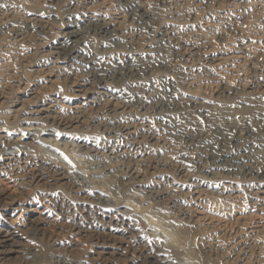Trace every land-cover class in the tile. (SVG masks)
<instances>
[{"label": "rangeland", "instance_id": "rangeland-1", "mask_svg": "<svg viewBox=\"0 0 264 264\" xmlns=\"http://www.w3.org/2000/svg\"><path fill=\"white\" fill-rule=\"evenodd\" d=\"M225 133L264 155V0H0V264H264Z\"/></svg>", "mask_w": 264, "mask_h": 264}, {"label": "bare ground", "instance_id": "bare-ground-1", "mask_svg": "<svg viewBox=\"0 0 264 264\" xmlns=\"http://www.w3.org/2000/svg\"><path fill=\"white\" fill-rule=\"evenodd\" d=\"M95 18V17H94ZM89 19V18H88ZM110 20H112V19H110ZM92 21V20H91ZM90 21V22H91ZM97 21H98V27H100V28H109L110 26H111V23H108V22H105V21H102V19H97ZM114 21V20H113ZM87 22V21H86ZM144 22L146 23V20H144ZM88 23V22H87ZM114 24H116V22H113ZM114 24H112V25H114ZM118 27V26H117ZM150 28V27H149ZM113 29V28H112ZM24 30H26V29H24V28H18V32L19 33H23L24 32ZM102 30V29H101ZM109 30H111V28L109 29ZM72 32H70V35H69V37H71V38H76V37H78V35H79V32L78 31H75V29L74 30H71ZM100 32V31H99ZM81 33V32H80ZM108 33V32H107ZM65 34V33H64ZM63 34V35H64ZM67 35V34H66ZM106 35V34H105ZM109 35H111V36H115L116 35V33H115V35L114 34H112V33H109ZM25 36V35H24ZM65 36V35H64ZM80 38V37H79ZM78 39V38H77ZM67 41V40H66ZM70 43V42H69ZM59 44H62V42H59ZM77 44V43H76ZM71 45V44H70ZM62 46V45H61ZM60 46V47H61ZM65 47V46H64ZM68 48V47H67ZM56 50V49H55ZM57 51V50H56ZM60 52H62L61 50H60ZM75 52H76V48L75 47H70L69 48V53L72 55V54H75ZM57 54H58V51H57ZM63 55V54H62ZM77 55V54H76ZM80 55V54H79ZM58 56V55H57ZM67 57V56H66ZM69 57V56H68ZM76 57V56H75ZM78 59V58H77ZM148 59V58H147ZM64 60H65V58H64ZM76 60V59H75ZM137 60V59H136ZM81 61V60H80ZM145 61H147V60H145ZM138 64V63H137ZM152 65V64H151ZM147 66V65H146ZM145 67V66H144ZM147 68V67H146ZM94 75H96V77H98V98H100L99 100H102V99H104V96L106 95V96H113V93H112V91H111V83H110V81L108 80V78H104V77H102L99 73H94ZM191 82V81H190ZM114 91V90H113ZM115 92H116V90H115ZM114 92V93H115ZM132 95V94H131ZM131 99V98H130ZM107 100V99H106ZM118 101V100H117ZM121 101V100H120ZM99 102V101H98ZM121 103H123V102H121ZM105 105H107V104H105ZM115 106H118V104L117 105H115ZM204 107V106H203ZM46 109V108H45ZM45 109H44V111H45ZM52 109V108H51ZM201 109V108H200ZM199 109V110H200ZM201 111V110H200ZM203 113H204V111H202ZM208 114V113H207ZM167 116V115H166ZM52 117V116H51ZM168 117V116H167ZM77 118V117H76ZM55 119H57L56 117H55ZM75 119V118H74ZM78 122V121H77ZM110 123V122H109ZM210 123V122H209ZM106 123H104L103 125H105ZM69 125V124H68ZM221 128V127H220ZM109 129V128H108ZM222 129V128H221ZM2 131V130H1ZM132 131V130H131ZM131 131H128L127 132V134L129 135V134H131ZM135 131V130H134ZM133 131V132H134ZM51 132V131H50ZM227 132V131H226ZM48 133V132H47ZM53 134V133H52ZM222 134V133H221ZM220 134V135H221ZM24 136V135H23ZM81 136V135H80ZM21 137V136H20ZM77 137H79V136H77ZM26 138H28V139H35V138H37V132H36V128H34V127H31V128H29L28 129V135L26 136ZM80 138V137H79ZM190 138V137H189ZM22 139H23V137H22ZM21 139V140H22ZM2 140V139H1ZM4 140V139H3ZM47 140V139H46ZM191 140L194 142V138L192 139L191 138ZM222 142H223V144H227V143H229L230 144V148L228 149V150H226V151H224V152H222V153H220L219 155V157H218V159H217V161H216V163H215V167L216 166H218V165H220V166H222L223 168V171L224 172H228V173H230L231 175L233 174V173H235V174H243V175H246L247 177L249 176V175H255V173L256 172H258L259 170H258V164L256 163L257 161H256V159L257 158H262L264 155H262V151H261V147L258 145L256 148H255V150L253 149V150H251L250 148H251V146L248 144V143H245L242 139H241V137H231L230 135H228V134H224V138H222ZM249 140V139H248ZM11 141V140H10ZM16 141V140H15ZM79 141H80V139H79ZM85 141V140H84ZM18 142V141H17ZM49 142V141H48ZM142 142V141H141ZM140 142V143H141ZM220 142V141H219ZM253 142V141H252ZM263 142H264V140H263ZM262 142V140H261V143H263ZM0 143H2V142H0ZM8 143V142H7ZM90 143V142H89ZM133 143H135V142H133ZM148 143V142H147ZM221 143V142H220ZM256 144V143H255ZM82 145V144H81ZM96 145V144H95ZM111 145V144H110ZM262 145V144H261ZM99 146V145H98ZM103 147V146H102ZM81 148V147H80ZM91 148V147H90ZM93 148V147H92ZM120 148V147H119ZM85 149V148H84ZM114 149V148H113ZM88 150V149H87ZM90 150V149H89ZM97 150V149H96ZM133 150V149H132ZM212 150H214V148L213 149H211V151ZM125 151H128L127 149L125 150ZM264 151V150H263ZM85 152V151H84ZM87 152V151H86ZM93 152V151H92ZM97 152V151H96ZM125 153V152H124ZM123 152H121V151H113L112 153H110V155H109V157L111 158V162H110V164H108V166H110V167H112L113 169L114 168H118L119 167V158L120 157H122L123 156V154H124ZM89 154V153H88ZM136 155V154H135ZM140 155V154H139ZM8 156V158H11L10 157V155H7ZM141 156H142V154H141ZM127 157V156H126ZM137 157V156H136ZM7 158V159H8ZM12 158H14V157H12ZM133 158V157H132ZM5 159V158H4ZM28 159V158H27ZM131 159V158H130ZM129 159V160H130ZM134 159V158H133ZM26 160V159H25ZM11 161V160H10ZM108 161H109V159H108ZM121 161V160H120ZM102 162V161H101ZM123 162V161H122ZM126 162V161H125ZM129 162V161H128ZM144 162V158H139V159H135L134 160V163L136 164V165H141L142 163ZM98 163V162H97ZM8 164V163H7ZM99 164V163H98ZM49 165V164H48ZM91 165V164H90ZM104 165V164H103ZM122 165V164H121ZM128 165V164H127ZM126 165V166H127ZM134 165V164H133ZM132 165V166H133ZM106 166V165H105ZM104 166V167H105ZM107 166V167H108ZM129 166H131V165H129ZM135 166V165H134ZM111 168V169H112ZM101 169H103L102 167H101ZM133 169H135V168H133ZM104 170H105V168H104ZM131 170V169H130ZM137 170V169H136ZM35 171V170H34ZM40 171V170H39ZM103 171V170H102ZM134 171V170H133ZM136 172V171H135ZM41 173H42V171H41ZM44 173V172H43ZM120 173V172H119ZM63 174V173H62ZM125 174V173H124ZM20 176V175H19ZM233 176H234V174H233ZM241 176V175H240ZM245 176V177H246ZM55 177V176H54ZM245 177H243L244 179H245ZM251 177V176H250ZM249 177V178H250ZM253 177V176H252ZM255 177V176H254ZM249 178H248V180H249ZM41 179V178H40ZM60 179H61V177H60ZM247 179V178H246ZM29 180H31V179H29ZM42 180V179H41ZM260 185V184H259ZM10 187V186H9ZM13 188V187H12ZM11 188V189H12ZM259 188V187H258ZM7 189H9V188H7ZM1 190H2V188H1ZM0 190V193H2V194H4V192H2ZM6 190V189H5ZM262 190V189H261ZM11 191V190H10ZM15 190L13 189V191H11V192H9V193H6V196H12L13 197V195L16 193V191L14 192ZM6 192H7V190H6ZM18 192V191H17ZM20 197V196H19ZM3 198V197H2ZM18 199V198H17ZM8 201V200H7ZM15 201V200H14ZM8 203V202H7ZM12 203H13V201H12ZM12 205V204H11ZM6 206V205H5ZM37 218V217H36ZM39 219V218H38ZM33 220V219H32ZM31 220V221H32ZM41 220H44V219H41ZM51 220V219H50ZM30 221V222H31ZM33 222V221H32ZM36 222V221H35ZM37 222H38V220H37ZM41 222V221H40ZM48 222V221H47ZM29 226H30V224H29ZM39 226V225H38ZM80 228V227H79ZM34 229V228H33ZM39 229H40V227H39ZM82 230H83V228H81ZM133 229V228H132ZM6 230V229H5ZM45 230V229H44ZM49 230V229H48ZM38 231V230H37ZM81 231V230H80ZM39 232V231H38ZM46 232V231H45ZM76 232H78V231H76ZM75 232V233H76ZM82 232H84V231H82ZM1 233H2V231H1ZM0 233V234H1ZM9 233V232H8ZM51 233V232H50ZM53 233V232H52ZM7 234V233H6ZM11 234V233H10ZM43 234V233H42ZM45 234V233H44ZM79 234V233H78ZM81 234V233H80ZM8 235V234H7ZM47 235V234H46ZM46 235H45V237H46ZM50 235V234H49ZM75 235V234H74ZM86 235V234H85ZM2 236V235H1ZM81 237V236H80ZM79 237V238H80ZM85 237V236H84ZM83 237V238H84ZM89 237H90V235H89ZM107 237V236H106ZM110 237V236H109ZM39 238V237H38ZM82 238V237H81ZM82 238V239H83ZM112 238V237H111ZM8 239V238H7ZM41 239V238H40ZM45 239V238H44ZM52 239H55V238H53L52 237ZM52 239H50V240H52ZM81 239V240H82ZM87 239H88V237H87ZM144 239V238H143ZM56 240V239H55ZM76 240H78V238L76 239ZM86 240V239H85ZM105 240H106V238H105ZM121 240V239H120ZM5 241V240H4ZM87 241H89V240H87ZM122 241V240H121ZM121 241H119V242H121ZM239 242H242V240L241 239H239L238 240ZM53 242V241H52ZM56 242V241H55ZM54 242V243H55ZM86 242V241H85ZM148 242V241H147ZM122 243V242H121ZM152 243V242H151ZM7 244V243H6ZM72 244V243H71ZM71 244H70V246H71ZM117 244V243H116ZM155 244V243H154ZM1 245V244H0ZM11 245V244H10ZM8 247H9V245H7ZM69 246V247H70ZM123 246V245H122ZM158 247V246H157ZM165 247V246H164ZM121 248V247H120ZM126 248V247H125ZM155 248V247H154ZM163 248V247H162ZM72 249V248H71ZM145 249V248H144ZM164 249V248H163ZM172 249V248H171ZM3 250V249H2ZM1 250V251H2ZM64 250V251H66V252H73L72 250H70L69 248H62V247H58V248H56L55 249V251H57V252H62V251ZM160 250H162V249H160ZM159 250V251H160ZM126 251H127V249H126ZM146 251V250H145ZM12 252V251H11ZM15 252V251H14ZM17 252V251H16ZM105 252V251H104ZM136 252V251H135ZM3 253V252H2ZM111 253V252H110ZM138 253V252H137ZM102 254V253H101ZM103 254H106V253H103ZM102 254V255H103ZM141 254V253H140ZM146 254V253H145ZM153 254V253H152ZM3 255V254H2ZM100 255V254H99ZM110 255V254H109ZM114 255V254H113ZM121 255V254H120ZM119 255V256H120ZM131 255H133V254H131ZM136 255V254H135ZM115 256V255H114ZM123 256V255H122ZM125 256V255H124ZM134 256V255H133ZM154 256V255H153ZM158 256V255H157ZM160 256V255H159ZM102 257V256H101ZM129 257V256H128ZM137 257V256H136ZM135 256H134V258H136ZM145 257V256H144ZM143 257V258H144ZM2 258V257H1ZM113 258V257H112ZM115 258V257H114ZM131 258V257H130ZM133 258V257H132ZM155 258V257H154ZM111 259V258H110ZM53 261H55L57 264H62V261H61V259L60 258H57L56 260L53 258L52 259ZM74 261L75 260H77V259H73ZM89 260L90 261H92V263H101L100 262V258L99 257H94V256H90V258H89ZM120 260V259H119ZM129 260V259H128ZM136 260V259H135ZM145 260V259H144ZM150 260V259H149ZM148 260V261H149ZM2 261H4V259L2 260ZM113 261V260H112ZM118 261V260H117ZM116 261V263H118ZM125 261V260H124ZM134 261V260H133ZM162 261V260H161ZM129 262V261H128ZM105 263V262H104ZM108 263V262H107ZM121 263H123V262H121ZM74 264H83V263H81V262H76V263H74ZM126 264V263H125ZM128 264V263H127ZM146 264V263H145ZM149 264V263H148ZM150 264H158V262H157V260L155 259V261L154 260H152V261H150ZM161 264V263H160ZM178 264V263H177ZM188 264V263H187Z\"/></svg>", "mask_w": 264, "mask_h": 264}]
</instances>
